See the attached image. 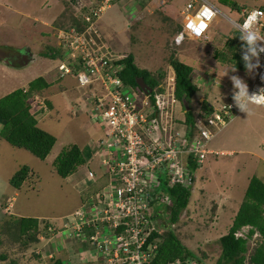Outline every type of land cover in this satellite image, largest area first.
<instances>
[{
  "label": "rangeland",
  "instance_id": "obj_1",
  "mask_svg": "<svg viewBox=\"0 0 264 264\" xmlns=\"http://www.w3.org/2000/svg\"><path fill=\"white\" fill-rule=\"evenodd\" d=\"M187 1L172 0L171 7L163 6L164 10L157 3L151 4L149 11L142 10L135 21L132 20L131 16H127L123 10H120L116 2H113L100 15L99 28L113 53H131L133 56H138L144 66L154 69L152 74L165 70L170 65L168 63L169 58L173 57L189 65L192 68V76L206 74L218 82H223L225 77L229 78L230 76L227 73H224L225 77L219 75L215 65L217 60L213 57V49L223 46L225 43L224 36H230L233 33L235 30L233 22H241L240 12L242 10L264 5V0H226V2L225 0H206L219 9L224 17L209 25L205 34L206 39L195 41L184 37L179 42H175L176 37H172L171 32L176 27H182V11ZM232 2L242 6L240 11H235L229 7ZM64 3L66 0H0V46L6 49H25L31 55V59L26 64L24 61L7 64L0 59V98L37 77H44L51 83V86L43 91L42 95L45 96L43 101L47 103L46 97H49L52 108L49 110L48 107L47 113H43L47 117L46 122L41 124L42 127L40 128L43 129L46 126L56 139L47 158L41 161L23 149L10 146L0 138V183H3L5 177H7L5 183H8V178L23 165L36 166V172L29 173L18 192V196L12 194L6 198L0 196V238L2 239L0 255L5 256L0 264H10L11 262L33 264L28 252L29 248L25 249L17 239L19 234L15 233L12 237L3 231L6 224L16 218L17 213L26 210L33 216H40L38 218L44 219L45 223H51L52 217H64L74 211L89 194H98L106 182L104 171L98 168L99 166L96 164L100 153L94 157L95 152H98L101 145L106 141L105 127L94 121L97 112L90 111L92 108L89 104L90 100H86L87 97L86 99L84 97L90 95L88 88L80 87L75 80L65 77L70 81V89L68 91L62 90L61 80L65 78L61 76L62 70L59 61L51 60L42 55L48 46L55 47L59 44L56 36L58 29L53 28L50 22L56 18L53 16L60 13ZM67 4L70 10L74 11L72 5H69V2ZM74 7L76 8L75 5ZM167 8L169 11L172 9L171 19L165 14ZM163 12L166 18H164ZM253 74L244 71V74L240 76L249 85V76L253 78ZM93 77L94 75H92ZM42 98L44 97L42 96ZM194 106H196L195 103ZM250 111L249 114L240 111V113L243 112L240 117L238 112L237 117L233 119L234 121L232 120L233 122L228 123V126L226 125L222 130L216 132L210 139L214 138L213 144L220 145L227 142L231 149L264 152V148L260 144V140L264 136V121L258 119L259 115L264 117V108L251 105ZM250 114L257 117L256 120L262 123L263 128L255 120L252 123L256 129L246 130L243 128L248 120L246 117ZM70 145H77L82 149L86 163L79 166L73 174L68 176L69 179L65 180L55 173L52 161L62 149ZM92 150L94 153L90 152ZM88 151L89 154H86ZM233 159L238 160L237 157ZM210 160H214V158L211 157ZM260 166L257 168L256 175L264 182V166ZM90 170L94 172L95 176H88ZM240 171L242 174L243 168ZM194 174L196 175V172ZM219 179L221 182L207 178V181L203 185L199 183V186L205 191L213 193L214 195L211 196L215 198V193H219L216 187L226 183L223 182L226 180L225 177ZM235 181L238 182L236 185L240 186L243 180L238 179L237 181L235 179ZM162 182L165 184L164 178H162ZM189 188L195 190L197 181L194 180ZM235 190V187L229 189L230 194L234 195ZM9 191L10 189H8ZM198 198V201L195 200L187 206L175 225H171L169 220L164 219L163 209L159 205L158 210L152 213L154 215V228L157 231L173 230L186 247L199 255L201 251L206 252L204 264H216L219 255V247L215 246L216 240L228 230L223 232L225 231V218L229 211H225L224 214L220 212L218 217H212L209 213L213 208L211 209L210 204L207 203L206 200L208 199ZM4 204L5 206H3ZM232 205H236L235 202ZM7 208H10V213L6 212ZM160 217L163 222L158 220ZM210 217L215 220L212 224L209 223ZM52 224L58 225V222H52ZM10 228L11 226L8 224V229ZM243 229L246 230V227ZM2 233H7V237L3 238ZM256 239L258 236L255 234L248 241L245 264H249V255L255 247ZM54 242L55 239L51 240L50 243ZM43 246L42 244L39 248ZM68 247L65 253H61L60 246L57 244V250L60 251V254L57 255L56 253V258H65V261L70 259L71 264H83L81 261L84 257L90 256L86 242L73 241L72 244H68Z\"/></svg>",
  "mask_w": 264,
  "mask_h": 264
},
{
  "label": "built area",
  "instance_id": "obj_2",
  "mask_svg": "<svg viewBox=\"0 0 264 264\" xmlns=\"http://www.w3.org/2000/svg\"><path fill=\"white\" fill-rule=\"evenodd\" d=\"M67 1L75 12L87 9L82 15L86 23L80 32L73 28L57 31L61 55L64 54L59 63L67 76L93 93L92 101L97 112L95 120L105 127L106 134V141L96 153H100V164L108 182L99 194L83 200L65 216L63 226L59 228L50 224L40 235V245L44 246L32 250L40 255L42 264H49L56 257L57 250L54 251L52 246L45 253L46 247L49 248L51 240L61 235L66 246L73 241L86 242L89 253H92L84 257L83 264H151L160 242L158 238H152L156 230L152 213L159 205L164 208L172 203L162 178L169 187L189 188L192 184L189 158L202 164L207 154V142L240 111L233 100L235 90L230 88L225 101L214 99L211 103L214 108L209 114L203 113L194 118L191 127L186 126L184 120H179L183 108L176 97V73L172 66L166 67L163 79L149 93L140 87L133 89L121 79L122 62L127 53H113L100 32L95 30L100 15L112 0ZM122 9L128 16L126 7L122 6ZM253 12L256 14L254 28L264 36V9H244L240 12L241 22L236 23H244ZM221 17L224 15L210 2L188 0L182 11L180 40L184 37L195 41L206 39L209 25ZM90 38L93 41L91 48L87 49ZM262 77L264 54H261L260 67L248 87L250 94L259 93L264 88ZM197 85L201 86L200 83ZM30 104L33 116H40L37 111H48L44 101L35 96ZM255 105L264 108V103ZM207 117L210 118L205 125L202 121ZM88 173L93 176L91 171ZM9 209L6 212L10 213ZM96 258L101 261H95ZM64 264H71L70 259ZM167 264L197 263L186 257Z\"/></svg>",
  "mask_w": 264,
  "mask_h": 264
},
{
  "label": "trees",
  "instance_id": "obj_3",
  "mask_svg": "<svg viewBox=\"0 0 264 264\" xmlns=\"http://www.w3.org/2000/svg\"><path fill=\"white\" fill-rule=\"evenodd\" d=\"M115 1L116 0H112L111 3ZM67 2L69 1L66 0V3H64L65 7L63 5L60 13L51 21V25L58 30H69L73 28L76 32H80L86 23L82 15L87 9L83 8L79 13L72 11ZM229 7L235 11H240L242 6L236 2H232ZM257 8L264 9V5H260ZM69 10L70 12H68ZM180 31L181 28L176 27L171 32L172 37H176ZM235 35L236 31L233 30L230 36H224L225 43L223 46L213 49V57L221 64H226L237 70L245 71L241 60L242 42L238 35ZM61 54V49L48 46L46 52L42 55L51 60H56L60 58ZM122 63L124 64V69L120 73L121 79L125 84L133 87V89H139V86L136 84L138 78H143L144 82L147 83L150 88H154L163 79L165 73V70H162L157 71L156 74H152V72L146 69H140L135 65L134 56L131 53H127V57ZM168 63L175 70L176 97L181 102L183 108V113H181L179 120H184L185 125L191 127L194 124V118L201 116L203 113L209 114L213 107L211 104L207 103H199L194 106V99L198 96V88L193 82V78L196 76H192V68L189 65L173 57H171V59L169 58ZM50 85V82L40 76L27 84L25 88L26 91H24L23 88H18L0 98V138L10 146L23 149L41 161L45 160L51 152L56 139L52 134L38 127L36 120L37 116H33L30 112V101L34 96H40ZM184 104H187V109ZM37 112L40 114L44 113L43 111ZM85 163L86 160L82 150H80L77 145H70L62 149L54 158L52 167L59 177L65 179L73 174L79 166ZM202 164H196L194 158H189L188 168L192 172V184L195 180L194 172L200 168ZM29 172L30 168L28 166H21L9 178V186L16 190H20ZM164 181L165 184H163V182L162 184L165 192L172 197V203L170 206L162 208L164 212V214L163 212L162 214L166 221L169 220L172 223L171 225H175L188 206L191 190L190 188H185L180 185L169 187L167 181L165 179ZM94 195L93 193L89 194L85 200H88ZM3 206H5V204ZM158 220L163 222L161 217L158 218ZM8 224L11 226L10 229H8ZM50 224L52 223H45V220H41L40 218L16 216V218H13L6 224L3 231L7 232L9 236L12 237L15 233L19 234L17 239L22 243L25 249L29 248L28 252L30 254V259L33 260V264H41L40 255L33 252L32 249L40 245V235L42 232L47 231ZM244 227L247 228L245 231L242 230ZM238 232L243 233L238 236ZM7 233H2V237L6 238ZM255 234H258V239H256L255 247L250 252L248 263L264 264V183L256 176H253L249 180L244 196L232 219L230 227L226 233L222 234L216 240L217 242L215 241V246L219 247V255L216 264H245L248 241H250ZM152 238H158L160 242L158 243L157 254L151 264H167L176 258L184 259L186 257H190L197 264H204L206 252L201 251L199 255L195 251L189 249L182 243L173 230H154ZM0 246H2L1 238ZM4 259L5 256L0 255V261ZM10 264L15 263L11 262ZM49 264H64V262L61 258L53 257Z\"/></svg>",
  "mask_w": 264,
  "mask_h": 264
},
{
  "label": "crops",
  "instance_id": "obj_4",
  "mask_svg": "<svg viewBox=\"0 0 264 264\" xmlns=\"http://www.w3.org/2000/svg\"><path fill=\"white\" fill-rule=\"evenodd\" d=\"M171 1L172 0H157V2H156V0H116L115 2L117 4V7H119L120 10H123L122 6H125L126 11L129 14L128 16L129 17L131 16L132 20L135 21L142 10L149 11V7L152 6L151 4L155 5L157 3L159 5V7H163L166 5H167L166 7H169V6L171 7V3H172ZM125 4H127V6ZM261 5H263V4H261ZM163 10H164V7H163ZM125 14H126V12H125ZM165 14L167 17H170V19H171L172 9H171V11H169L167 8ZM163 16H164V18H166V16L164 15V12H163ZM53 17H56V16H53ZM50 24H51V22H50ZM99 24H100V19L97 21V28H98V31L100 32V34L102 35V37L104 39V34L101 32V30L99 28ZM55 47L57 48L58 45H56ZM56 60H58V59H56ZM134 63L140 69H146L150 72L154 71V69H152L151 67L144 66V64L141 63V60L138 59V56H134ZM215 63H216L215 64L216 67L218 68L219 75L221 77H223L224 73H227V74H229L230 79L224 76L225 77L224 81L223 82L219 81L220 82L219 83L218 81H215L210 75L208 76L206 74L205 75H198V76H196L195 79L193 78L194 80H197L196 83L201 84V86L198 89V96H197V98L194 99L195 100L194 103L196 105L199 103L211 104L214 99H216L217 101H219V100L225 101L228 98V92H229L230 88H233L231 76L236 75V76H239L241 78L240 75L244 74V71H240L237 69L232 70L233 68L230 66H227L226 64H221L218 61ZM254 74H255V72H254ZM254 74H253V76H254ZM65 77L71 78L74 80V78L71 76H64L62 78H65ZM249 79H250V81H249V84H250L251 80L253 78L249 76ZM210 80H212L213 83L210 82ZM27 84H25L24 86H21L20 88L26 87ZM69 84H70L69 79H66V78L62 79L61 80L62 90L68 91L70 89ZM215 87H218V88H215ZM248 87H249V85H248ZM41 96H43L45 98L44 95L41 94ZM46 99H47V103H48V104L47 103L46 104L50 110L52 108V102L49 100V97H46ZM252 106L259 107L256 105H252ZM69 109L71 110V108H69ZM242 113L243 112H241V113L239 112L238 116L240 117V115ZM249 113H251V111H249L246 114H249ZM44 116L45 115L40 117V119H38V120L36 119L37 125L39 126V128L42 127V126H40L41 124L46 122L45 119L47 116H45V117ZM180 117H181V113H179V118ZM235 117H237V115ZM243 118H245V117H243ZM256 118L257 117L255 115H251V114L248 115L246 117V119H248V120L245 123L246 125L243 126V128H245L246 130H253L255 128L253 126V123H252L254 120L258 124H260L261 127L263 128L262 123H259L256 120ZM258 119L264 121V117L262 115H259ZM233 121H231V122H233ZM43 130L52 134L46 126H44ZM260 133L262 134V132H260ZM213 140H214V138L212 140H210L209 142H207V144H206V150H207L206 156L207 157H206L204 163L202 164V166L195 171L196 175L194 174V179L197 178V179H195L197 181V188L195 190L194 189L191 190L188 206L191 205V203L194 202L195 200L198 201V199H199L198 197H201V198L208 199V200H206V201H208L207 203L210 204L211 209L213 208L209 213L210 216L218 217L221 213L224 214L225 211H229L227 214L228 216L225 218V223H224V230L225 231H223V232H226V230L231 225L232 219H233V217H234V215L238 209L239 202L243 198V195H244L245 190L248 186L250 178L253 176L257 177V175H256L257 171H258L257 168L260 165L264 166V152H251V151H248L246 149H231L228 147L229 143L226 142V143H222L220 145H216V143L213 144ZM260 144L264 148V136L260 140ZM207 145H208V149H207ZM80 150H82V149L80 148ZM93 151L94 150H92L90 152L94 153ZM86 154H89V151ZM95 156H97L96 152L94 154V157ZM211 157L214 158V160H210ZM234 157H237L238 160H234L233 159ZM96 164H97V166H99L98 168H100L102 171H104V175L106 178L105 184H107V181H108L107 180L108 179L107 174L105 173V170L103 169V167L100 164V159H98V162ZM26 166H28V165H26ZM28 167L30 168L29 173L33 174L34 172H36V166L35 167L28 166ZM241 168H243L242 174L240 171ZM91 172L93 173V176H95L94 172L93 171H91ZM220 177H225L226 180H223V182H226V183H222V184H220V187H216V190H219V193L218 194L215 193V198L213 196H211V195H214L213 193H211L209 191L207 192L203 188H200V186H199V183H200V185H203L205 183V181H207V178H209L211 180L214 179L218 182H221V180L219 179ZM67 179H69V177L65 178V180H67ZM235 179L237 181H238V179L243 180L242 183L240 184V186L236 185L238 182L236 183ZM6 180H7V177H5L3 179V183H0V196H4L5 198L11 194L18 196L19 190H16V189L12 188L11 186L9 187V184L5 183ZM8 180H9V178H8ZM232 187L236 188V190L234 191V195L230 194V192H229V189H231ZM8 189H10V191H9L10 193L8 192ZM192 194H194V196H192ZM231 202L233 204L235 202L236 205H232ZM16 216L17 217H34V218L40 217V216H35V215L33 216L31 213H29V211H26V210H23L22 212L17 213ZM52 218H53L52 222H58V225L55 224L56 226H58L59 228H60V226H63V224L65 222L64 221L65 216L64 217H58V218L52 217ZM213 219L214 218H211V221H209L210 224H212L215 221ZM218 231L221 232L220 230H218ZM63 240H65V238L62 239V236L59 235L57 238H55L54 243L49 244V248L46 247L47 250L45 251V253H48L52 249V246H53L54 251L57 250V244L60 246V251H62L61 253H65L66 248L67 249L69 248V247H67L69 243L66 246L63 243ZM56 242H57V244H56ZM60 251H58V250L56 251L57 255L60 254Z\"/></svg>",
  "mask_w": 264,
  "mask_h": 264
},
{
  "label": "clouds",
  "instance_id": "obj_5",
  "mask_svg": "<svg viewBox=\"0 0 264 264\" xmlns=\"http://www.w3.org/2000/svg\"><path fill=\"white\" fill-rule=\"evenodd\" d=\"M206 14L211 16V13L207 10ZM255 19L256 14L253 12L249 14L244 23L233 22L236 35H238L242 42L241 60L248 74L254 73L255 70L260 67V57L261 54H264V36H261L254 28ZM232 70H235V68ZM231 81L235 90L233 93V100L240 110L248 113L251 105L264 103V88L260 89L259 93L250 94L247 83L239 76L232 75ZM61 260L64 262L65 258H61Z\"/></svg>",
  "mask_w": 264,
  "mask_h": 264
},
{
  "label": "bare ground",
  "instance_id": "obj_6",
  "mask_svg": "<svg viewBox=\"0 0 264 264\" xmlns=\"http://www.w3.org/2000/svg\"><path fill=\"white\" fill-rule=\"evenodd\" d=\"M99 19H100V18H99ZM99 19H98V20H99ZM70 29H71V28H70ZM95 30H96V32L98 31L97 28H95ZM56 35H57V34H56ZM92 41H93V38H90V39L87 41V43H88V44H87V49H90V48H91V42H92ZM57 48L60 49L59 45H58ZM61 53H62V52H61ZM81 56H82V55L79 56V59L81 58ZM63 57H64V54L61 55L60 58H58V61H61V60L63 59ZM61 72H62V75H63L62 77L67 76V74H66L64 71H61ZM195 78H196V77H195ZM195 78H194V79H195ZM253 78H254V77H253ZM75 81H76V83L78 84V82H77L76 79H75ZM196 81H197V80H194L193 82H194V84L197 86V88L199 89V86L197 85L198 83H196ZM251 81H252V80H251ZM210 82L213 83L212 80H210ZM78 85H79V84H78ZM79 86H80V85H79ZM80 87H82V86H80ZM25 88H26V87L23 88L24 91H26ZM83 88H84V87H83ZM150 91H151V90H150ZM92 96H93V93H90L89 96H85V99H86V97H87L86 100H90V101H89V104L92 106V108L90 109V111L92 110V112L94 113V112H95V108H94V103H93V101H92ZM35 97L38 98V99H40V100H44V99H45V98H42V96H38V95H36ZM85 99H84V100H85ZM45 104H46V103H45ZM46 106H47V104H46ZM47 108H48V106H47ZM213 108H214V107H213ZM240 111H241V110H240ZM240 111H239V112H240ZM236 115H237V113H236ZM236 115H235V116H236ZM42 116H43V113H41L40 116L37 117V119H39V118L42 117ZM235 116L229 118L228 121L231 122V121L235 118ZM209 118H210V117H207V118L205 119L206 121H202L203 124H205V125L208 124V119H209ZM93 120H94V119H93ZM94 121H95V122H98L97 120H94ZM230 122H229V123H230ZM98 123H99V122H98ZM207 126H208V125H207ZM209 126H210V125H209ZM205 158H206V156H205ZM204 161H205V159H204ZM204 161H203L202 163H204ZM88 176L91 177L89 174H88ZM107 180H108V179H107ZM107 182H108V181H107ZM99 193H100V192H98V194H99ZM152 216H154V215L152 214ZM256 235L258 236V234H256ZM91 253H92V252H91ZM91 253H90V254H91ZM95 261H99V262H100L101 259L96 258Z\"/></svg>",
  "mask_w": 264,
  "mask_h": 264
},
{
  "label": "flooded vegetation",
  "instance_id": "obj_7",
  "mask_svg": "<svg viewBox=\"0 0 264 264\" xmlns=\"http://www.w3.org/2000/svg\"><path fill=\"white\" fill-rule=\"evenodd\" d=\"M0 54L4 56V59H1L2 62L4 60H7V64H12L14 62H23L25 61V58H23V55L28 56V60L31 59V55L28 53V51L21 50V49H14V48H4L3 46H0Z\"/></svg>",
  "mask_w": 264,
  "mask_h": 264
},
{
  "label": "water",
  "instance_id": "obj_8",
  "mask_svg": "<svg viewBox=\"0 0 264 264\" xmlns=\"http://www.w3.org/2000/svg\"><path fill=\"white\" fill-rule=\"evenodd\" d=\"M181 36H182L181 34L177 35L176 38H175V42L180 41ZM23 58H25L24 64H26L27 62H29V60H28V56L23 55ZM0 59H4V56H3L2 54H0ZM4 63H7V60H4ZM136 84H137V85H138V86H139V87H140L145 93H149L150 90H151L150 86L144 82L143 78H138V79L136 80ZM184 105H185V107H186V109H187V108H188V107H187V104H184Z\"/></svg>",
  "mask_w": 264,
  "mask_h": 264
}]
</instances>
